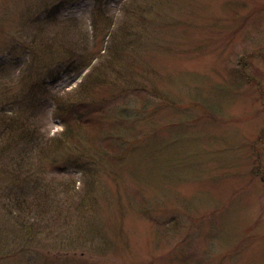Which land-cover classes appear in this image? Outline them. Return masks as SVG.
I'll return each instance as SVG.
<instances>
[{
	"label": "rangeland",
	"instance_id": "1",
	"mask_svg": "<svg viewBox=\"0 0 264 264\" xmlns=\"http://www.w3.org/2000/svg\"><path fill=\"white\" fill-rule=\"evenodd\" d=\"M0 264H264V0H0Z\"/></svg>",
	"mask_w": 264,
	"mask_h": 264
},
{
	"label": "trees",
	"instance_id": "2",
	"mask_svg": "<svg viewBox=\"0 0 264 264\" xmlns=\"http://www.w3.org/2000/svg\"><path fill=\"white\" fill-rule=\"evenodd\" d=\"M60 30H58V32H56V36L55 37H52V36H42L40 38V41L38 42L36 48H32V52L33 54H36L38 53V55L42 56V57H46V56H49L50 54H53L55 51H57V48H56V44H64L65 43V39H63V37L60 38V34H61V31L59 32ZM60 33V34H59ZM60 38V39H59ZM53 75V74H51ZM82 84V83H81ZM37 86H35V84L32 85V88H36ZM55 99L58 101V103L60 102V98L59 96L55 97ZM22 120V119H21ZM20 119H18V121H13L12 123H9V124H12V127H8L6 128L5 132L4 133H8L11 137V139H19L21 136L22 137H28L30 136V134L32 133L30 131V133H28V128H27V125L28 123H26L25 121H21ZM69 123H76V122H73V121H70ZM77 124H80V123H77ZM86 124V123H84ZM81 125H79L80 127ZM67 129L63 132L64 135V138L67 136L69 137L72 133V130L73 129H78V128H73L71 127L69 124H67ZM67 132V133H66Z\"/></svg>",
	"mask_w": 264,
	"mask_h": 264
}]
</instances>
